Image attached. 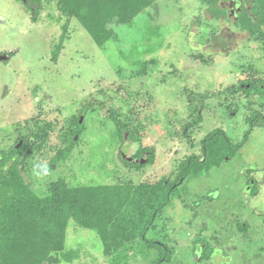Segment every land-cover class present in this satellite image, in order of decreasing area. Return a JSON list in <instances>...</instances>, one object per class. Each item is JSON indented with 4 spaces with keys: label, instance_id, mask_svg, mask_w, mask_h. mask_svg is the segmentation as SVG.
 Masks as SVG:
<instances>
[{
    "label": "rangeland",
    "instance_id": "374dc122",
    "mask_svg": "<svg viewBox=\"0 0 264 264\" xmlns=\"http://www.w3.org/2000/svg\"><path fill=\"white\" fill-rule=\"evenodd\" d=\"M161 4L165 7L155 21L142 12L132 25L118 24V39L101 48L75 18L61 14L56 2L40 6L33 19L23 0H0V56L7 57L0 59V148L32 128H47L44 146L26 163L27 179L40 193L59 177L72 185L174 179L178 167L194 157L187 163L192 174L164 211L171 218L163 220L170 231L165 239L174 254L160 264L192 263L184 243L173 242L186 235L184 217L192 212L184 206L193 201L221 205L218 211L204 210L200 220L207 224L204 235L217 236L228 255L221 249L216 264H264V123L252 127L247 120L252 112L264 114L259 91L264 45L234 17L216 18L200 0ZM65 25L66 38L53 61ZM114 113L134 138L125 129L120 139ZM199 114L201 121L191 125ZM77 118L83 128L68 157L47 172L38 170L69 144ZM217 129L231 144L251 134L234 158L196 177L202 141ZM223 139L216 134L213 143ZM140 147L153 149V161L144 153V163L133 165L126 157ZM205 195L214 201L202 200ZM66 250L70 260L57 264H110L98 234L73 222Z\"/></svg>",
    "mask_w": 264,
    "mask_h": 264
},
{
    "label": "trees",
    "instance_id": "16d2710c",
    "mask_svg": "<svg viewBox=\"0 0 264 264\" xmlns=\"http://www.w3.org/2000/svg\"><path fill=\"white\" fill-rule=\"evenodd\" d=\"M25 6L32 11V18L45 3L56 2L61 14L68 19L75 18L93 37L96 43L105 47L111 40L118 39L114 26L132 25L142 12L149 14L152 22L163 11L161 1L168 0H28ZM178 3L180 0H169ZM216 17L225 15L220 0H200ZM249 11L244 10L236 22L247 31L250 38L261 40L264 45V0H247ZM160 28L159 25H156ZM67 27L52 51L53 61H57L66 38ZM203 53L198 56L202 58ZM253 86L252 82H248ZM248 85L243 90L249 96ZM259 91L264 92L263 86ZM261 111L247 117L253 127L263 124ZM112 120L120 139L124 130L135 136L115 117ZM201 121V115L191 125ZM189 126L186 125V131ZM80 119L71 131L69 144L46 164H38L37 169L47 172L57 160L68 157L76 142L74 136L82 131ZM185 131V132H186ZM216 134L223 135L222 144H214ZM249 130L244 138L234 144L221 130H213L202 141L203 158L196 177L205 174L212 166H220L225 160L234 158L250 138ZM48 138L47 128H32L28 133L14 138L13 143L0 148V264H57L61 258L67 259V229L70 223L94 230L102 240L104 252L110 264H160L171 258V249L162 235L165 228L163 213L170 201L177 196L179 186L192 174L187 163L194 157H187L184 166L180 163L174 179L161 178L157 182L134 184H94L72 185L59 177L50 181L44 193L33 189L27 179L26 163ZM146 148L136 151L135 157L142 156ZM147 157L154 158L153 149ZM124 160H126L124 158ZM141 166L142 163H131ZM202 200H214L203 196ZM199 205L200 201H193ZM190 205V204H188ZM163 218V219H162ZM162 222L159 227V222ZM166 230V228H165ZM152 231L153 235H148ZM158 239L162 244H158ZM71 253V252H70Z\"/></svg>",
    "mask_w": 264,
    "mask_h": 264
},
{
    "label": "flooded vegetation",
    "instance_id": "af4514ba",
    "mask_svg": "<svg viewBox=\"0 0 264 264\" xmlns=\"http://www.w3.org/2000/svg\"><path fill=\"white\" fill-rule=\"evenodd\" d=\"M247 3V4H246ZM249 3L247 2V0H220V5L221 7L226 11L225 15H222L220 18L222 17H234L235 22H237L239 20L240 15L243 13L244 10L249 11L250 9V4L249 7L247 6ZM144 153L149 155L150 151L148 150H144V152H142V156H144ZM135 157V154L131 157H126V159H128L127 161H130V163H136V162H140V158L142 157ZM125 157V156H124ZM144 160H146L144 158ZM141 163V162H140ZM254 182L256 181L255 179H253ZM249 182L251 181L248 180ZM257 193V192H255ZM169 206V205H168ZM208 206V207H206ZM221 205H185L184 209L186 210H190L191 215L190 216H185L184 217V224L182 225V227H184V232L185 230H187L186 235H184L185 237L182 239H175V243L173 242L174 245H179L180 244V240L184 243L183 247L185 250H187V252H189V254H191V258H192V263L191 264H216L217 262V257L219 256V254L221 253V241L220 239L216 236V237H211L209 238L208 236L204 235V231L206 229V222H200L202 215L204 213V210L210 211V210H214V211H218V209H220ZM176 207V205L174 206ZM167 208V207H166ZM203 212V213H202ZM233 212L231 211L229 215L233 216ZM227 215V213H226ZM163 217H164V213H163ZM163 219V218H162ZM170 220L171 218L168 217H164L163 220ZM168 220V222H169ZM167 223V222H166ZM199 223V225H198ZM174 230L175 229H179L180 226H174ZM165 228H167V226L165 225ZM165 228L163 229V233H158L155 236H159L162 235V238L165 239V236L167 237L166 239L169 240L170 239V231L165 232ZM171 231L173 230V228L170 229ZM183 233V232H182ZM177 234L180 235V233L178 232ZM207 239H204L205 237ZM181 236V235H180ZM155 241L158 244H162L158 239H155ZM187 242V243H185ZM171 249V248H170ZM224 252V257H228L227 253L224 251L225 249H222ZM176 252V250H175ZM174 254V251H172L171 249V256Z\"/></svg>",
    "mask_w": 264,
    "mask_h": 264
},
{
    "label": "water",
    "instance_id": "95a60500",
    "mask_svg": "<svg viewBox=\"0 0 264 264\" xmlns=\"http://www.w3.org/2000/svg\"><path fill=\"white\" fill-rule=\"evenodd\" d=\"M5 58H7V57L4 55L0 56V59H5ZM143 161H144V159L141 161V163H144Z\"/></svg>",
    "mask_w": 264,
    "mask_h": 264
},
{
    "label": "crops",
    "instance_id": "0c3cea01",
    "mask_svg": "<svg viewBox=\"0 0 264 264\" xmlns=\"http://www.w3.org/2000/svg\"><path fill=\"white\" fill-rule=\"evenodd\" d=\"M213 201H214V200H213ZM213 201H212V202H213Z\"/></svg>",
    "mask_w": 264,
    "mask_h": 264
}]
</instances>
